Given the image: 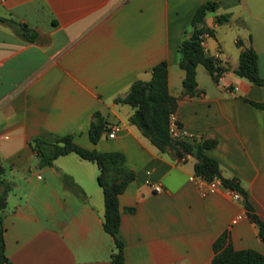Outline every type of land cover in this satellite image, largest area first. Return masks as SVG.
<instances>
[{"label":"crops","instance_id":"1","mask_svg":"<svg viewBox=\"0 0 264 264\" xmlns=\"http://www.w3.org/2000/svg\"><path fill=\"white\" fill-rule=\"evenodd\" d=\"M206 1L215 6L203 17L212 30L204 43L226 70L213 81L197 64L198 94L186 97L177 47L190 35L195 8ZM262 11L264 0H0V17L36 34L24 40L0 22V178L11 184L2 209L9 262L109 264L115 252L102 228L96 165L72 152L37 165L29 142L65 134L85 148L121 152L134 174L117 197L123 264H209L212 243L223 232L233 249L264 252L242 201L218 190L200 195L188 180L195 157L160 152L128 121L133 109L113 101L166 60L181 129L194 134V144L215 141L204 155L217 162L221 177L245 190L264 222V87L235 72L239 52L251 47L264 78ZM221 14H228L226 23L216 24ZM233 21L241 28L234 30ZM95 111L108 129L91 143L87 128Z\"/></svg>","mask_w":264,"mask_h":264},{"label":"trees","instance_id":"2","mask_svg":"<svg viewBox=\"0 0 264 264\" xmlns=\"http://www.w3.org/2000/svg\"><path fill=\"white\" fill-rule=\"evenodd\" d=\"M215 3L206 1L197 6L191 16V32L183 38L177 47L179 52L178 67L183 70L181 81L182 94L186 97L196 96L198 90L195 82V67L202 65L213 81H217L226 70L211 55L204 54L199 45L198 35L211 34L212 30L203 25L205 12L213 9ZM228 14H221L215 18L216 24L226 21ZM0 22L11 26L16 35L24 40L32 41L36 34L27 25L19 23L11 18L0 17ZM240 42L237 41V44ZM236 74L252 84L264 87V78L258 72L257 54L251 48L242 49L238 55ZM150 79L147 81L134 80L124 96L115 97V103L129 105L133 111L128 121L135 125L143 136L160 152H171L180 157L184 154H192L195 157L193 165L194 174L201 175L210 180L217 177L225 187L236 190L245 209L246 215L257 227L258 236L264 241V222L253 212L247 200V193L234 179H226L220 176L217 162L204 155L203 150L214 145V140H203L198 143L171 140L168 134V116L175 112L176 99L167 90V62L161 60L150 69ZM258 105V104H256ZM105 118L97 111L93 112L88 123L87 136L91 143H96L103 132L107 131ZM37 165L49 166L52 161L67 153H75L80 158L93 162L98 173L96 183L101 189L103 199L102 228L112 238L115 252L111 254L109 264H123V245L116 234L119 227L118 195L125 189L127 183L133 179V172L124 167V156L119 151H98L76 144L71 134L57 136L52 142L33 139L29 142ZM2 168L0 167V174ZM11 184L0 178V264H12L4 254L2 209L5 205L6 193ZM213 256L209 264H264V252L254 249H233L228 241L227 234L221 233L212 243Z\"/></svg>","mask_w":264,"mask_h":264},{"label":"built area","instance_id":"3","mask_svg":"<svg viewBox=\"0 0 264 264\" xmlns=\"http://www.w3.org/2000/svg\"><path fill=\"white\" fill-rule=\"evenodd\" d=\"M206 35H207L206 33H202L198 35V40H199V45L201 46L203 53L208 55L207 48L204 43V38ZM212 57L216 59L221 65H223V63L218 60L217 55H213ZM114 132L115 130H111L107 134V136L109 138H112L114 136ZM168 134L171 140L175 142H180V141L194 142L195 141L194 134L186 133L181 129L174 113H171L168 116ZM188 180L194 184V186L197 188V191L202 196L218 190V191H221L223 194H225L232 200H240L239 193L234 189L223 186L217 177H213L212 179L207 180L201 175L193 174L188 177ZM147 184L151 186L153 191H160V187L158 185L153 184L149 180L147 181ZM238 218L239 216L235 217L232 220V223H234Z\"/></svg>","mask_w":264,"mask_h":264},{"label":"rangeland","instance_id":"4","mask_svg":"<svg viewBox=\"0 0 264 264\" xmlns=\"http://www.w3.org/2000/svg\"><path fill=\"white\" fill-rule=\"evenodd\" d=\"M258 9H259V10H263V7L260 6ZM262 12H264V11H262ZM243 15H244V14H243ZM230 20H231V21H230ZM229 21L232 22V19H231V18H228V21H227V22H229ZM222 23H223V22H222ZM225 23H226V22H224V24H225ZM236 26H238L237 23H235V22L233 21V29H234V30H235ZM238 28H241V27L238 26ZM238 28H237V29H238ZM231 40H232V39H230V41H229L230 44H232V43H231Z\"/></svg>","mask_w":264,"mask_h":264}]
</instances>
